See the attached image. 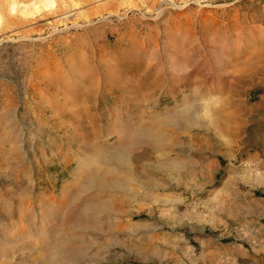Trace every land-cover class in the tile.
Returning <instances> with one entry per match:
<instances>
[{
	"label": "rangeland",
	"instance_id": "obj_1",
	"mask_svg": "<svg viewBox=\"0 0 264 264\" xmlns=\"http://www.w3.org/2000/svg\"><path fill=\"white\" fill-rule=\"evenodd\" d=\"M184 1L0 0V264H264V76H225L264 59V0ZM150 129L146 193L83 187Z\"/></svg>",
	"mask_w": 264,
	"mask_h": 264
},
{
	"label": "bare ground",
	"instance_id": "obj_2",
	"mask_svg": "<svg viewBox=\"0 0 264 264\" xmlns=\"http://www.w3.org/2000/svg\"><path fill=\"white\" fill-rule=\"evenodd\" d=\"M167 1V0H165ZM213 4L212 0H195L194 3L184 1L180 5H176L173 3H168L169 6L174 7L176 10L184 9L185 7H198L196 11V15L199 12L202 14L205 12L202 8L211 9V5ZM164 6L161 7V10L157 13L162 12ZM145 12H148L146 9ZM212 24L208 25L211 26ZM187 40L188 37L183 40H175L170 46L171 51L179 53L185 49L184 55L185 60L187 61L188 65L191 64V57L193 56V52L197 51L198 49L194 48H187ZM183 64L182 61H172L170 65H175L176 67H181ZM200 63H197L196 68L193 69L194 72ZM189 67V66H187ZM182 69L185 73L187 72L188 68ZM258 70H248L247 68H242L237 70V76H231L230 74H225V76L232 78L228 85L230 88L234 87L236 82L240 83V80L243 77L250 76L251 78H259L260 76H264V59L259 60V65L256 67ZM190 74H186L185 76L181 77V82L186 84L190 79ZM236 78V80H235ZM264 78V77H263ZM192 104L191 106L186 107L183 111L185 115L187 114L189 120L196 121L197 116L193 114L192 110L194 106H196V98L194 95H191ZM187 103V102H186ZM220 109L217 111V113ZM150 130H141L138 131L135 135L138 136L135 140H127L123 142H118L116 147L108 152H104L103 154H96V161L100 164H104V168L102 170H93L88 174L87 181L84 182L83 187L87 190L92 188H108L112 189L116 192L132 194L139 191L140 193H146L147 188L145 184L140 181V177L137 175L136 171L133 169L135 164L141 163L143 160H149L150 156L154 153H160L163 151L162 147L165 144L163 139L158 136L157 134L150 135ZM149 136L151 139H146ZM155 138V140L153 139ZM110 168H109V166ZM108 167V168H107ZM140 183V184H138ZM135 184V185H133ZM146 190V191H145ZM91 204V203H90ZM90 204H86L87 206L84 207H91ZM92 206H96V208L100 209L102 212H109L114 209V204H111L109 200H104L97 202V200L92 201ZM88 222V220L86 221ZM89 224H93L92 221ZM56 252L61 253L65 256H73L75 253L73 249H57Z\"/></svg>",
	"mask_w": 264,
	"mask_h": 264
}]
</instances>
